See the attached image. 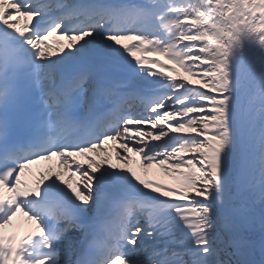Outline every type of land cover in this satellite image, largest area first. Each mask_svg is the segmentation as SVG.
Segmentation results:
<instances>
[{
    "label": "snow or ice",
    "instance_id": "snow-or-ice-1",
    "mask_svg": "<svg viewBox=\"0 0 264 264\" xmlns=\"http://www.w3.org/2000/svg\"><path fill=\"white\" fill-rule=\"evenodd\" d=\"M118 261L264 264V0H0V264Z\"/></svg>",
    "mask_w": 264,
    "mask_h": 264
},
{
    "label": "bare ground",
    "instance_id": "bare-ground-1",
    "mask_svg": "<svg viewBox=\"0 0 264 264\" xmlns=\"http://www.w3.org/2000/svg\"><path fill=\"white\" fill-rule=\"evenodd\" d=\"M140 55H142V54H140ZM149 55H151V54H149ZM247 58L249 61V66H250L249 71H252L256 77V80L249 86L250 91H248V97L247 98L251 99L257 95L258 86H259L260 64L258 62V53H256L255 51L250 52V54L247 56ZM251 66H254V67H251ZM252 85L254 86L255 89L252 88ZM109 143H111V142H109ZM110 151H111V149H110ZM113 155H115V154L113 153ZM113 162L115 163L116 161L114 160ZM130 167H132L135 171H137L138 174H140L141 176H144L147 179L157 180L158 182L162 181L161 179L164 176H166L162 169H159L156 167H152L149 169L143 168V166L140 163L139 157H136L134 154H133V162L130 165ZM25 172L26 173H24L22 178L24 180H26L30 185L33 184L35 182V180L39 178V173H41V172L44 173L45 177L51 175V172H60L62 174V177H64V178H66L68 175L67 170L63 169L62 167L56 166V165H54V167L50 168V169H48L45 165H41L36 169L26 170ZM78 179H79L78 177H74L73 183H75L76 180H78ZM32 227L33 226L30 224V222H28L26 220V218L23 217L22 214H20L18 217V222L14 225H10L4 231L6 233L16 232V233L21 234V233L29 231Z\"/></svg>",
    "mask_w": 264,
    "mask_h": 264
},
{
    "label": "rangeland",
    "instance_id": "rangeland-1",
    "mask_svg": "<svg viewBox=\"0 0 264 264\" xmlns=\"http://www.w3.org/2000/svg\"><path fill=\"white\" fill-rule=\"evenodd\" d=\"M159 59L164 60L163 57H159ZM164 62L166 63L167 61H164ZM241 71L242 72H246L247 71V62H246V59L244 61H242V69H241ZM182 75H186V74H183L182 73ZM188 79H192V78L191 77H188ZM161 180L162 181H160V182H162V183H166V184L173 183V180L170 177H168L167 175L164 176ZM257 239H258V237H257ZM228 251H232V250L231 249H228ZM221 259H225V260L229 259L227 253L221 255Z\"/></svg>",
    "mask_w": 264,
    "mask_h": 264
}]
</instances>
